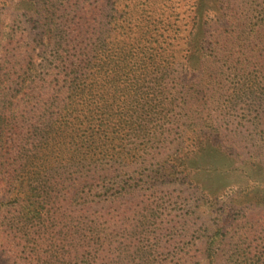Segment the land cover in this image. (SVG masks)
<instances>
[{"label": "trees", "instance_id": "obj_1", "mask_svg": "<svg viewBox=\"0 0 264 264\" xmlns=\"http://www.w3.org/2000/svg\"><path fill=\"white\" fill-rule=\"evenodd\" d=\"M231 3L171 65L136 12L105 25V0H0V257L264 264V200L190 238L168 193L186 185L197 212L217 183L264 177V10Z\"/></svg>", "mask_w": 264, "mask_h": 264}, {"label": "rangeland", "instance_id": "obj_2", "mask_svg": "<svg viewBox=\"0 0 264 264\" xmlns=\"http://www.w3.org/2000/svg\"><path fill=\"white\" fill-rule=\"evenodd\" d=\"M226 0H105L104 24H108L110 16L121 17L130 11L136 12L141 20L147 22L143 25L144 32L149 34V44L156 49L159 63H170L171 65H182V47L185 48V37L190 32H196L203 28L205 32L211 31L210 23L205 27H197V20L203 22L212 21L224 12ZM233 12L239 14L258 13L264 10V0H230ZM82 2V1H81ZM85 6V4H84ZM74 12V11H73ZM178 69V68H177ZM182 82V76L181 81ZM173 143H182V136L173 132L170 138ZM203 181L208 175H202ZM182 179V176L180 177ZM255 182V183H253ZM184 187L173 188L170 192L171 199L178 202L179 207L182 203H189L192 208V226L190 225V238H197L203 224L217 225L220 216L224 213L225 202L229 208L234 207V214L239 218L244 213H235L242 209H253L254 205L264 200V177L260 174L248 172V176L243 177V182H239L233 188L226 184L217 183L213 186L215 194L205 207H200L197 195L186 191ZM192 194V196H190ZM186 195V196H185ZM218 200V201H217ZM227 207V211L229 208ZM261 211V209H257ZM254 209L251 211V213ZM210 213V216H209ZM258 213V212H257ZM209 217V218H208ZM183 235V233H182ZM203 261V260H202ZM0 264H9L6 259L0 257ZM205 264V260L203 261Z\"/></svg>", "mask_w": 264, "mask_h": 264}]
</instances>
